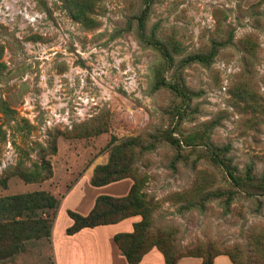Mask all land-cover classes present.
<instances>
[{"label":"rangeland","instance_id":"374dc122","mask_svg":"<svg viewBox=\"0 0 264 264\" xmlns=\"http://www.w3.org/2000/svg\"><path fill=\"white\" fill-rule=\"evenodd\" d=\"M147 1L89 0L78 20L73 0H0V198L44 191L61 203L135 138L114 163L144 179L154 226L186 253L246 249L264 233V196L188 205L233 190L216 148L237 175L264 179V0ZM214 47L209 66L185 64ZM37 166L40 182L17 175ZM57 209L16 219L53 225ZM41 235L0 264H54Z\"/></svg>","mask_w":264,"mask_h":264},{"label":"trees","instance_id":"16d2710c","mask_svg":"<svg viewBox=\"0 0 264 264\" xmlns=\"http://www.w3.org/2000/svg\"><path fill=\"white\" fill-rule=\"evenodd\" d=\"M73 1L76 7L80 8L74 17L80 20L87 14L84 6L87 5L89 0ZM151 2L152 0L147 1L148 6ZM155 46L162 51L165 59L170 64L174 62L173 57L163 45L156 42ZM216 55L217 50L214 47L211 53L207 55L200 53L192 55L185 60V64L198 63L209 66ZM165 84V82L162 83V86ZM170 88L175 89L172 86ZM177 89L181 92L180 88L177 87ZM136 141L137 139L135 138L123 141L113 151L108 164L97 166L92 178L94 186H104L131 178L132 174L130 173L128 176L130 171L127 166L117 169V164L114 162H116L118 150L120 152L122 147L126 145H136L138 143ZM176 142L179 146V141L177 140ZM221 152V149L216 148L211 153V156L217 166L226 169L225 171L233 185V190L228 192L219 190L208 191L199 203L194 204L191 200L188 208L191 209L196 206L203 210L206 202L221 198L224 195H227L226 206H230L237 192H247L250 196H264V179L258 180L250 172H247L244 177L237 175L232 168L226 165ZM37 168L35 170H27L18 167L16 169L17 175L26 183L40 182L45 178L41 176L40 168L38 166ZM132 180V187L126 196H100L93 210L86 216L69 210V216L73 219L74 224L67 229V233L74 235L84 228L114 224L133 216H140V221L134 224L133 232L117 234L114 237L115 243L121 249L129 264H140L143 257L155 248L164 255L166 264H177L183 257H199L203 259V264H213L214 259L221 254L228 255L233 264H264V233H258V237L253 238L246 249L236 246L231 253L213 252L214 248L212 245H199L193 249L189 248L187 253L182 251L178 247L172 231L167 228H156L154 226L152 209L143 191L144 179L135 176ZM199 188H201V185H199ZM59 204L60 202L54 196L44 191L0 198V258L22 251L25 241L41 238V233L43 234V232L48 237L52 235L53 225L51 220L17 221L16 218L22 215L23 209L30 212L41 209H57ZM184 209H187V207H184ZM245 256L246 261L243 260Z\"/></svg>","mask_w":264,"mask_h":264},{"label":"crops","instance_id":"0c3cea01","mask_svg":"<svg viewBox=\"0 0 264 264\" xmlns=\"http://www.w3.org/2000/svg\"><path fill=\"white\" fill-rule=\"evenodd\" d=\"M94 172L85 175L62 199L57 209L52 228V248L54 264H129L121 249L115 243L114 237L121 233H131L134 224L140 221L139 216H133L118 223L101 225L94 228H84L74 235H69L67 229L74 224L68 211L88 215L94 208L98 197H124L132 187L129 179L109 183L104 186L92 184ZM128 182L123 187L124 194L116 192V184ZM140 264H166L164 255L153 249L146 254ZM177 264H203L199 257H183ZM213 264H233L228 255L221 254L214 259Z\"/></svg>","mask_w":264,"mask_h":264}]
</instances>
